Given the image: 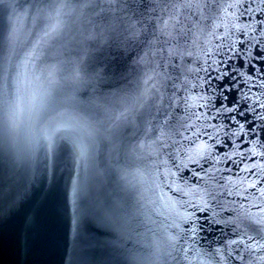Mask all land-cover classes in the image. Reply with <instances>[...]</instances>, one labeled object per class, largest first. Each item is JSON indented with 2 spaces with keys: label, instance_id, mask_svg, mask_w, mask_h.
<instances>
[{
  "label": "water",
  "instance_id": "water-1",
  "mask_svg": "<svg viewBox=\"0 0 264 264\" xmlns=\"http://www.w3.org/2000/svg\"><path fill=\"white\" fill-rule=\"evenodd\" d=\"M236 3L0 0V187L18 180L16 157L38 135L64 136L69 148L55 180L37 182L0 219V264H264V250L232 243L253 245L247 237L264 231L260 192L227 194L239 170L231 161L203 163L206 174L173 160L207 142L217 159L239 161L234 139L246 154L241 169L264 165L248 152L264 151V3L229 7ZM81 141L90 146L83 159L71 152ZM192 171L204 177L199 186ZM77 181L90 214L74 233ZM168 184L216 189L228 210L210 198L207 209L194 208L197 196Z\"/></svg>",
  "mask_w": 264,
  "mask_h": 264
},
{
  "label": "snow or ice",
  "instance_id": "snow-or-ice-1",
  "mask_svg": "<svg viewBox=\"0 0 264 264\" xmlns=\"http://www.w3.org/2000/svg\"><path fill=\"white\" fill-rule=\"evenodd\" d=\"M261 3H264V0H261ZM237 6L243 7V0H237L236 4L229 5V7H237ZM60 7H64V6L61 5ZM247 10H251L250 7L246 9V11ZM179 22L180 21L177 20V23ZM61 24L62 22L59 19H57L54 24H50L49 27L51 33L58 32L61 28ZM161 32H163V29H161ZM151 78H152L151 76L148 77V79ZM145 83H147V80L145 81ZM188 99L190 98L188 97L185 98L186 101ZM199 99H204V98L199 97ZM245 99H247V97H245ZM201 106L207 107L206 104ZM261 107H264V104H262ZM228 111L232 112L235 111V109H228ZM238 114L244 115L243 112H240ZM193 115H195V113H193ZM229 118L234 119V117H229ZM260 119L264 120V116L260 117ZM189 127L195 128L196 126L189 125ZM260 127L264 128V125H261ZM243 128H244V124H240V130H243ZM204 132L205 130L201 129V132L196 133V138L201 139V133ZM237 135H238L237 132H232L229 135V139H232V137H236ZM209 139L215 140L216 144H220L219 139L215 135H209ZM191 142L195 143L194 140ZM232 144H233V153L239 156L240 158L239 161L234 160L232 155H227L226 159L223 157L217 159L214 156V152H213L215 145L204 142L198 145L194 153L188 154L185 159L175 162V157H173L174 167L177 168L178 170L181 168L188 169L189 164H192L200 168L202 171H205V173L207 174V171L203 169V163H208L209 161H213V166H214L215 164H219L221 162L227 164L229 161H231V163L234 166H236L239 170L235 173L237 179L235 181L229 180L227 182L228 184H231L232 187L227 188L226 185L224 186L226 188L227 194L233 195L234 188L238 189V191L235 193L237 195H242L244 192H247L248 188H254L260 192V197L264 198V188H257L258 184L260 183V178L264 177V165L261 164H253L251 166L245 165L241 169L240 164L245 160L246 154L245 152H236V149L240 148L241 146L237 144L234 139L232 140ZM165 146L166 145L164 144L161 145V147H165ZM89 147H90L89 144L83 141L78 143L73 142L71 144V152L75 156H78L79 158L83 159L87 156ZM261 148H264V145H261ZM68 151H69L68 144L66 142V137L64 136L41 134L35 137L32 140L26 153L22 155L18 154L16 157L15 167L18 170L17 172L18 180L15 183L11 184L6 190L0 187V200L6 202V207L0 206V219L6 217L7 215L11 214L16 209H18L28 198L33 186L37 182L42 181L44 178H47L50 183L53 182L55 180L57 171L60 169L61 164L64 162L63 160L64 154ZM248 152L251 153L253 156L259 155L260 157L264 158V151L257 152L255 147L249 149ZM189 170L191 171V169ZM216 170L220 171V169H216ZM224 171L230 172L231 169L225 168ZM241 173L255 175L257 179L250 181L248 180L247 175H241ZM167 175L175 176L176 173L172 172L171 170H168ZM192 175L197 178V183L199 186V181L204 179V177L198 176L196 171H192ZM245 184H247V187H245ZM167 187L172 188V190L177 192L178 194H183V195L191 194L197 196L202 203L194 204L193 207L199 210L207 209L210 203V200L207 198H210L211 200H215L217 206L221 207L223 211L228 210L225 207L224 202L217 199V196L223 195V193L217 192L216 189L200 186L199 191L195 189H189L186 192L185 188L181 187L179 184H177L175 188H173L172 184H168ZM244 198L247 199L248 197L245 196ZM87 200H88V190L86 185L79 181L74 182L71 188V203L73 207L74 233H78L82 218L90 214V209L87 204ZM214 222L218 224L222 223L224 225H228L229 223H231V221L229 220H217ZM258 235L260 236L259 239L251 235L247 237L248 240L255 241V244L253 245L245 244L243 239L238 241H232V243L244 244L246 249L254 250L258 247L260 250H264V231L258 233ZM216 255L222 257L223 250L219 248L216 249ZM228 255L231 254L229 253ZM261 259H264V257H261Z\"/></svg>",
  "mask_w": 264,
  "mask_h": 264
}]
</instances>
